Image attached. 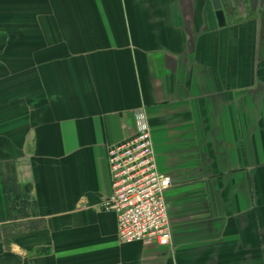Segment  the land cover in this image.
<instances>
[{"label": "crops", "instance_id": "crops-1", "mask_svg": "<svg viewBox=\"0 0 264 264\" xmlns=\"http://www.w3.org/2000/svg\"><path fill=\"white\" fill-rule=\"evenodd\" d=\"M220 5L0 0V264H264V0ZM139 109L171 251L99 210Z\"/></svg>", "mask_w": 264, "mask_h": 264}, {"label": "built area", "instance_id": "built-area-1", "mask_svg": "<svg viewBox=\"0 0 264 264\" xmlns=\"http://www.w3.org/2000/svg\"><path fill=\"white\" fill-rule=\"evenodd\" d=\"M133 117V135L107 146L110 194L102 199L99 210L114 214L119 243L139 242L171 251L165 199L171 179L157 169L144 111L136 110Z\"/></svg>", "mask_w": 264, "mask_h": 264}, {"label": "water", "instance_id": "water-1", "mask_svg": "<svg viewBox=\"0 0 264 264\" xmlns=\"http://www.w3.org/2000/svg\"><path fill=\"white\" fill-rule=\"evenodd\" d=\"M210 2H211L213 10H215V15L218 19L219 24H223L220 0H210Z\"/></svg>", "mask_w": 264, "mask_h": 264}, {"label": "trees", "instance_id": "trees-1", "mask_svg": "<svg viewBox=\"0 0 264 264\" xmlns=\"http://www.w3.org/2000/svg\"><path fill=\"white\" fill-rule=\"evenodd\" d=\"M8 188H9V191H10V187H8ZM9 197H12V196L10 195ZM10 202H11L12 207H14V202L12 201V198H11Z\"/></svg>", "mask_w": 264, "mask_h": 264}, {"label": "rangeland", "instance_id": "rangeland-1", "mask_svg": "<svg viewBox=\"0 0 264 264\" xmlns=\"http://www.w3.org/2000/svg\"><path fill=\"white\" fill-rule=\"evenodd\" d=\"M158 171H159V170H158ZM169 177H170V176H169ZM170 179H171V177H170ZM171 184H172V180H171ZM168 193H169V191H167V192L165 193V196H167Z\"/></svg>", "mask_w": 264, "mask_h": 264}]
</instances>
